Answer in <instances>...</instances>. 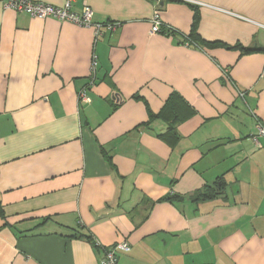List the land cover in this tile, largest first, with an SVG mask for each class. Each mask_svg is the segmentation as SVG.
Masks as SVG:
<instances>
[{
	"label": "crops",
	"instance_id": "obj_1",
	"mask_svg": "<svg viewBox=\"0 0 264 264\" xmlns=\"http://www.w3.org/2000/svg\"><path fill=\"white\" fill-rule=\"evenodd\" d=\"M85 4L116 30L96 41L0 0V264H100L120 241L119 264H264V0ZM193 6L200 38L250 51L199 45ZM174 92L196 112L170 143ZM220 177L222 194L190 197Z\"/></svg>",
	"mask_w": 264,
	"mask_h": 264
},
{
	"label": "built area",
	"instance_id": "obj_2",
	"mask_svg": "<svg viewBox=\"0 0 264 264\" xmlns=\"http://www.w3.org/2000/svg\"><path fill=\"white\" fill-rule=\"evenodd\" d=\"M7 6L17 9L19 11L26 12L34 17L49 18L54 17L64 21H71L80 26L91 27L94 29L95 38L102 36L105 31H115L119 23L117 22H96L94 21V9L85 4L81 12L73 10V0H66L63 5H56L43 1L33 0H5ZM152 32L160 33L164 28H170L166 25L158 12L154 14L151 20ZM97 60L93 59L92 68L95 69ZM224 77L228 83H233L230 78L228 70H224ZM243 96V94H241ZM78 100L80 103L89 102L91 100L88 95V88L85 87L79 91ZM257 135L264 136V125L260 121L257 123ZM97 245L100 244L97 242ZM130 244L127 241H120L114 245L103 247V254L100 259V264H119V257L117 255L118 250L128 251Z\"/></svg>",
	"mask_w": 264,
	"mask_h": 264
},
{
	"label": "trees",
	"instance_id": "obj_3",
	"mask_svg": "<svg viewBox=\"0 0 264 264\" xmlns=\"http://www.w3.org/2000/svg\"><path fill=\"white\" fill-rule=\"evenodd\" d=\"M193 8L195 12H194V21L192 25L191 37L194 40H196L199 45L208 46V47L221 45L227 48L242 49L243 51L246 52L250 51V49L244 48L240 43H237L236 45L233 46H228L224 43H219V42L213 43L200 38L197 29L200 23L201 13L199 7L193 6ZM163 31H166V28H164ZM240 94H244V93H240ZM195 112H196L195 109L189 103H187L179 93L177 92L172 93L170 97L167 99L162 111L158 114L162 118H164L168 124L165 132L160 133L159 137L167 142L172 143L173 140L179 137V132H178L179 125L184 120L193 116ZM156 116L152 114V117H156ZM224 187H225L224 179L220 177L215 184L206 185L204 188L196 190L189 195L192 199L196 201H204L207 199H211L214 196L222 194L223 192L222 190L224 189ZM176 197L180 198L181 195L173 192L170 194L169 199L173 200ZM0 215L2 216L5 215L1 207H0ZM75 236L85 237L86 239L91 241L94 245H96V243L93 241L90 235H87L85 233H80L79 235L76 234Z\"/></svg>",
	"mask_w": 264,
	"mask_h": 264
}]
</instances>
